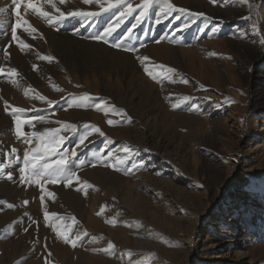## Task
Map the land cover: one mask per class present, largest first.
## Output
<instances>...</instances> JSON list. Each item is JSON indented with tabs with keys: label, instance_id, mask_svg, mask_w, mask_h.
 I'll return each instance as SVG.
<instances>
[{
	"label": "rangeland",
	"instance_id": "374dc122",
	"mask_svg": "<svg viewBox=\"0 0 264 264\" xmlns=\"http://www.w3.org/2000/svg\"><path fill=\"white\" fill-rule=\"evenodd\" d=\"M171 2L204 15L172 13L157 24L154 5L145 17L133 13L115 27L118 10L56 0L64 13L100 14L48 24L22 5L21 17L38 30L17 29L32 46L22 52L11 41V0H0L7 9L0 13V159L9 165L0 174V264H228L224 255L233 233L224 247L217 246V235L223 226L230 231L234 214L243 223L234 244L245 252V264H264V0ZM43 7L60 15L47 3ZM109 24L115 31L108 43L90 38L104 35ZM43 55L54 59L44 61ZM143 56L150 59H137ZM9 68L17 75H8ZM5 101L25 109L22 118L45 117L33 120L34 128L25 124L27 133L60 128L56 121L77 126L74 133H60L66 139L59 151L77 152L69 167L79 183L46 184L55 197L45 194L44 202L39 186L21 185L23 152L38 141L17 139ZM85 124L105 135L93 132L77 147ZM45 206L57 214L47 222ZM54 229L82 238L73 248Z\"/></svg>",
	"mask_w": 264,
	"mask_h": 264
},
{
	"label": "snow or ice",
	"instance_id": "6c2138e0",
	"mask_svg": "<svg viewBox=\"0 0 264 264\" xmlns=\"http://www.w3.org/2000/svg\"><path fill=\"white\" fill-rule=\"evenodd\" d=\"M59 2L65 3V0H59ZM212 2L222 3V0H212ZM244 2L246 3L247 0H244ZM11 3L13 6L14 15L16 17L15 24L11 27V41L16 42L22 52L25 49L31 48L32 46L27 44L23 39H21V37L17 34V29L23 27L25 31L28 30L32 32L38 31L29 23L28 20L23 19L21 17L20 9L22 5L27 9L32 10L34 13L37 14V16L43 18L45 22L48 24H52L53 20H63L65 17L87 19V18L96 17L100 14L99 12L83 11V10H76V11L64 13L61 12L60 9L56 7V0H11ZM45 3L51 5L57 12L60 13V15L55 17L51 16V14L48 11L44 10L43 4ZM83 3L85 4L97 3L100 5L101 11L103 12H108L109 10H118L119 15L117 16L115 27H119L120 21L126 16L132 15L133 13H136L138 18L145 17L148 14L149 10L153 8L154 5H159V13L155 18V23L157 24L161 23L163 19H167L169 16H171L172 13L184 14L185 16L191 17L193 19L204 15L203 13H196L188 9L178 7L174 3H172L171 0H140V2L135 5L131 2V0H83ZM6 10L7 9L5 8H0V13L5 12ZM175 18L179 19V15H177ZM115 27L109 24L107 29L105 30L104 35H101L100 33H96L90 38L98 41L103 40L105 43H108L109 41L107 37L110 36L115 31ZM183 27L184 28L188 27L187 20L184 22ZM129 31H131V29H129ZM260 43L264 45V36L261 37ZM11 46L12 44L9 43L6 46V48ZM113 46L122 47V45L115 43L113 44ZM141 46L143 45L141 44ZM125 50L136 51L137 49L133 47L132 49L126 48ZM5 53L6 55L10 56V53H7L6 49H5ZM40 59L51 62L53 61L54 57L49 55H43L40 56ZM137 59H140L141 61H147L150 58L147 56H143V57H137ZM33 68H36V65H33ZM145 71H148V69L145 68ZM169 71L174 72L175 70L169 69ZM4 74H5L4 67L0 66V75H4ZM7 74L17 75V70L15 68H9ZM149 74L151 75V73ZM183 82L187 83L186 80ZM55 87L56 90L63 91V89L59 88V86H55ZM37 98L41 101H47L49 105H52L54 103V101L47 100L46 97L39 94H37ZM185 99L188 98L185 97ZM176 106L177 105H173V107ZM96 107L100 109L101 106L97 104ZM110 110L115 111L114 106H111ZM5 111L9 112L10 115L12 116L15 125L14 134L16 135L17 139H22L23 143L29 145L31 144L33 138H35L38 141V147L36 148L29 147L26 148L23 152V157H22L23 166L19 168V181L21 185L34 184L39 186L41 193H43L40 195L39 199L41 200V202H44L45 194L48 196L55 197V193L49 192L48 189L45 187L46 184H58L60 182H64L65 186L71 187L74 181L79 183L80 177L77 175V172L74 171L71 167H69V164L71 163L70 157H76L77 152L75 150H72L70 153H63L59 151L66 139V137L62 136L60 133L62 131H70L73 133L76 132L77 126L75 124L64 121H56V123L61 125L60 128L46 129L41 132L32 131L31 133H27L23 130L25 124L34 128L35 125L33 124V120L44 121L45 117L43 115L37 114L34 117L22 118L21 114L25 113V109L10 106L7 101H5ZM108 123L111 125L113 124V121L109 120ZM128 123H131L130 117H128ZM84 128L86 129V131L81 135L77 147H79V145H83L85 143V140L88 138V136L91 135L93 132L98 133L101 136L105 135V133L95 125L85 124ZM123 151L130 153L131 148L126 147L123 149ZM10 152L16 153L17 149L13 147L10 149ZM108 155L111 156L112 153H109ZM53 156H58L60 158L56 159L53 163H49L48 160ZM15 158L17 161L21 160L19 156H16ZM40 161H44V162L40 163ZM101 162L102 160L97 161V163H101ZM119 163L123 164V160H119ZM105 166H111L115 168V170L117 171L120 170L115 165H110L105 163ZM7 167H9V165L6 164L3 159H0V174H3L5 172V168ZM6 176L9 181L13 180V173L11 170H9L6 173ZM84 184L87 185V187H92V185L88 184L87 181H84ZM4 203L5 201L0 200V205H3ZM23 204L27 205L28 201L27 200L23 201ZM7 207L11 209L14 207V205L8 203ZM101 211H103V209H101ZM25 215H28V213H25ZM43 215L45 222L48 221L50 215L57 216L56 213L50 214L47 211L46 206L44 207ZM111 222L115 223L114 220ZM33 223L36 222L33 221ZM54 230L57 231L58 235L63 239L64 243L71 244L73 248L77 246V242L80 241L82 238L81 234H77V236L74 239H71L66 233L59 232V229H54ZM24 231L27 232L28 228L26 227ZM82 235H87V233L85 232ZM113 247L114 245L110 243L109 248H113ZM129 255H131V253H129Z\"/></svg>",
	"mask_w": 264,
	"mask_h": 264
},
{
	"label": "bare ground",
	"instance_id": "6f19581e",
	"mask_svg": "<svg viewBox=\"0 0 264 264\" xmlns=\"http://www.w3.org/2000/svg\"><path fill=\"white\" fill-rule=\"evenodd\" d=\"M161 179V178H160ZM107 202V201H106ZM107 204V203H105ZM104 205V204H103ZM106 208V207H105ZM107 211H108V208H107ZM103 213L106 215L105 217H108V213L109 212H105L103 210ZM104 216V215H103ZM91 218V217H90ZM105 219V218H104ZM106 220V219H105ZM230 222L232 223L230 226V231H227L226 229V226H223L221 229H220V232H219V238L217 239L218 243H217V246H220V247H224V246H228L229 245V242H227L228 244H224V241L226 243V240L225 239V236L226 235H231L233 233V236H234V240L231 241L232 244H230L227 248H228V254L224 257L228 259L227 263L228 264H245V252H242L240 251V249L236 246V244H234L235 241H238L239 240V231H240V226L243 224H238L237 222V219H236V216L235 214L231 217V220ZM102 228V227H101ZM99 231H100V228H99ZM220 239V240H219ZM105 241V240H104ZM125 243V242H124ZM93 247V246H92ZM219 256H217V259ZM222 257V256H221ZM95 258V257H94ZM94 258H92L93 260H95ZM98 261V260H97ZM101 262V261H100ZM99 263V261L97 262ZM96 261H95V264H97Z\"/></svg>",
	"mask_w": 264,
	"mask_h": 264
}]
</instances>
